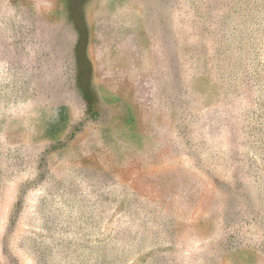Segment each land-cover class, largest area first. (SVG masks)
Listing matches in <instances>:
<instances>
[{"label": "rangeland", "instance_id": "obj_1", "mask_svg": "<svg viewBox=\"0 0 264 264\" xmlns=\"http://www.w3.org/2000/svg\"><path fill=\"white\" fill-rule=\"evenodd\" d=\"M0 264H264V0H0Z\"/></svg>", "mask_w": 264, "mask_h": 264}]
</instances>
